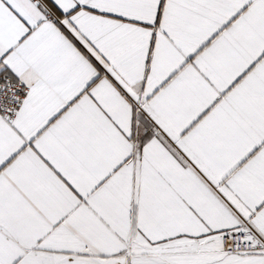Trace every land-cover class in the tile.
I'll use <instances>...</instances> for the list:
<instances>
[{"label": "snow or ice", "instance_id": "obj_1", "mask_svg": "<svg viewBox=\"0 0 264 264\" xmlns=\"http://www.w3.org/2000/svg\"><path fill=\"white\" fill-rule=\"evenodd\" d=\"M0 264H264V0H0Z\"/></svg>", "mask_w": 264, "mask_h": 264}]
</instances>
